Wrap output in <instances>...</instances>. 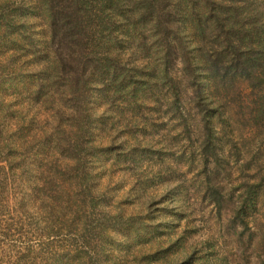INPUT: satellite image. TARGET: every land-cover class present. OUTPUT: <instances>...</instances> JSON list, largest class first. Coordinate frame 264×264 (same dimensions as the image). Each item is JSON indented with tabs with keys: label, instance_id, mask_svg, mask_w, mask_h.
Returning <instances> with one entry per match:
<instances>
[{
	"label": "rangeland",
	"instance_id": "obj_1",
	"mask_svg": "<svg viewBox=\"0 0 264 264\" xmlns=\"http://www.w3.org/2000/svg\"><path fill=\"white\" fill-rule=\"evenodd\" d=\"M201 1L0 0V264H264V0Z\"/></svg>",
	"mask_w": 264,
	"mask_h": 264
},
{
	"label": "trees",
	"instance_id": "obj_2",
	"mask_svg": "<svg viewBox=\"0 0 264 264\" xmlns=\"http://www.w3.org/2000/svg\"><path fill=\"white\" fill-rule=\"evenodd\" d=\"M182 1L183 0H169L168 3H170L171 5V9L170 12H174L173 15L175 14V12H178L179 9H181V5H182ZM210 0H202L201 1V17H203L205 8H206V4L209 2ZM46 3V2H45ZM164 4V2L162 0H152V2L150 3H146L144 6L145 8L147 7V9H151L154 10L156 12V17L159 18L158 22L156 23V27L161 28L162 24H167L168 21L166 20H162L160 21V19L163 17L165 19V15L170 14V12L163 13L161 12V8ZM160 5V7H159ZM208 6V5H207ZM225 6L227 5H217V8L213 9V11L211 12V14H213V16L215 15L216 11H224L227 10L228 8H225ZM235 6V5H233ZM233 9L238 10L239 7H233ZM240 8H242V11H244V13H248L250 11V8L248 6H240ZM230 9V8H229ZM240 11V9H239ZM242 11H240V13H242ZM45 14L48 17H57L59 16V11L58 10H53V9H49L46 10ZM217 19V22L219 21V18L217 16H215ZM248 17V16H247ZM242 19V18H241ZM249 19V17H248ZM204 19L201 18V22H203ZM170 23V22H168ZM171 24V23H170ZM170 24H168L167 29L172 30V27H170ZM206 24V23H205ZM204 24V25H205ZM255 21L252 20V18H250V26L247 28L248 32L250 34L252 33H257L258 29L256 27H254ZM242 26L241 22H233L230 23V28H228L227 25V33L224 34L223 38H227V47L228 50L225 54L223 55H219L217 57H214L215 60V64L216 66L213 68V71H217L214 72L216 77L219 78H233L236 75H239L241 73H245L246 70H249L250 68L254 67V66H258V60L259 58H254V57H249L247 52L242 50L240 47H244L246 44H254V47L257 49V51L261 54H264V32L260 33V34H256L253 37H250L248 40H246L247 34H241L242 33ZM217 27V26H216ZM232 31V33L235 34L236 38L233 39L231 37L230 32ZM168 45L170 46V42H168ZM46 57H48V55L45 54ZM263 71H260V74H262ZM255 78H264V75H253ZM199 89H201L199 87ZM201 91V90H200Z\"/></svg>",
	"mask_w": 264,
	"mask_h": 264
}]
</instances>
